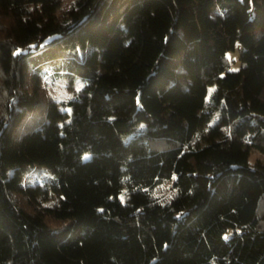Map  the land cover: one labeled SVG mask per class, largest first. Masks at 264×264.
<instances>
[{
  "label": "trees",
  "instance_id": "trees-1",
  "mask_svg": "<svg viewBox=\"0 0 264 264\" xmlns=\"http://www.w3.org/2000/svg\"><path fill=\"white\" fill-rule=\"evenodd\" d=\"M61 3L0 0V264H264V0Z\"/></svg>",
  "mask_w": 264,
  "mask_h": 264
},
{
  "label": "rangeland",
  "instance_id": "rangeland-1",
  "mask_svg": "<svg viewBox=\"0 0 264 264\" xmlns=\"http://www.w3.org/2000/svg\"><path fill=\"white\" fill-rule=\"evenodd\" d=\"M72 0H62L61 6L58 9V13H63L71 4ZM241 45L237 41L235 43L234 49H229L226 51V56L229 59V68L231 70H236L240 66V60H239V51H240ZM48 73H44V81H46V86L48 89H46L48 96L58 98L59 100L68 98L72 95L75 88L79 85L80 79L75 78L73 82L71 83L69 81L70 77L68 74H58L54 69L46 68ZM74 79V78H73ZM212 86H210L211 89ZM256 156L260 157L262 160H264V154L253 152L250 154V160L252 161L253 158ZM162 185H165L162 187V191L165 194H168L170 192V186L169 182L163 183Z\"/></svg>",
  "mask_w": 264,
  "mask_h": 264
}]
</instances>
